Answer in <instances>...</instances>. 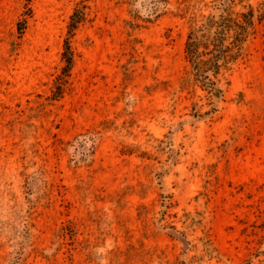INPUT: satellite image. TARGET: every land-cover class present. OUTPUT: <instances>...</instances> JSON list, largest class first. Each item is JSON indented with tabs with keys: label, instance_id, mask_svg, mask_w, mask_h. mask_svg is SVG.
I'll return each mask as SVG.
<instances>
[{
	"label": "rangeland",
	"instance_id": "rangeland-1",
	"mask_svg": "<svg viewBox=\"0 0 264 264\" xmlns=\"http://www.w3.org/2000/svg\"><path fill=\"white\" fill-rule=\"evenodd\" d=\"M168 2L0 0V264H264V18L217 102Z\"/></svg>",
	"mask_w": 264,
	"mask_h": 264
},
{
	"label": "trees",
	"instance_id": "trees-1",
	"mask_svg": "<svg viewBox=\"0 0 264 264\" xmlns=\"http://www.w3.org/2000/svg\"><path fill=\"white\" fill-rule=\"evenodd\" d=\"M235 1L237 0H218L213 11L207 16L197 18L191 15L188 19L190 24L184 52L192 81L199 84L200 88L217 102L222 100L224 94L219 80L221 72L230 70L242 57L245 45L254 33L255 24L264 18V0L261 8L257 10L248 6L236 12L231 7ZM154 4V15L159 17L169 2L155 0ZM83 19V12L74 10L68 26L69 34ZM62 60L65 64L63 75L67 76L73 64V54L68 40L64 43Z\"/></svg>",
	"mask_w": 264,
	"mask_h": 264
}]
</instances>
